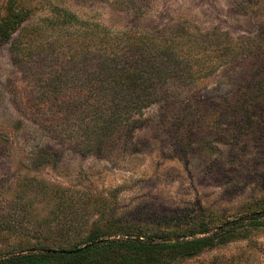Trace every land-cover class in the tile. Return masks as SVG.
Returning a JSON list of instances; mask_svg holds the SVG:
<instances>
[{
	"label": "rangeland",
	"instance_id": "rangeland-1",
	"mask_svg": "<svg viewBox=\"0 0 264 264\" xmlns=\"http://www.w3.org/2000/svg\"><path fill=\"white\" fill-rule=\"evenodd\" d=\"M243 2L0 0V24L12 5L30 10L21 47L30 43L37 50H50L51 43L57 50L72 47L82 21L114 33L186 22L200 31L253 36L264 18L245 12ZM60 9L78 20L67 32L56 22ZM260 64L252 59L224 65L192 86H180L172 91L169 113L151 106L146 124L132 136L94 151L82 132L57 129L55 112L37 105L40 82L24 79L11 44L1 46L0 258L80 245L96 228L109 240L132 234L148 240L206 227L214 233L264 213V111H226L241 100L245 84L262 74ZM188 104L192 112L180 110ZM246 230L186 260L165 253L113 257L117 264H264V218Z\"/></svg>",
	"mask_w": 264,
	"mask_h": 264
},
{
	"label": "trees",
	"instance_id": "trees-1",
	"mask_svg": "<svg viewBox=\"0 0 264 264\" xmlns=\"http://www.w3.org/2000/svg\"><path fill=\"white\" fill-rule=\"evenodd\" d=\"M242 7L248 14L264 18V3L244 0ZM30 14V10L12 5L8 19L0 24V47L11 44L13 60L24 72V79L40 82L37 105L55 112L57 129L82 132L84 144L91 150H101L116 137L132 136L146 124L144 114L153 105L169 113L172 91L180 86H192L224 65L244 60L257 59L263 72L245 84L241 100L226 111L233 110L235 115L264 111V19L253 36L234 37L216 29L200 31L186 22L154 31L114 33L85 21L75 26L77 18L60 9L56 22L62 32L77 27L72 47L57 45V50L51 43L50 50L43 46L37 50L30 43L21 47V32ZM191 108L188 104L180 110L192 112ZM261 218L264 213H256L247 220L231 221L214 233L206 227L189 235L165 233L148 240L133 234L109 240L96 228L80 245L0 258V264H80L98 256L102 257L92 264H117L113 255L124 252L165 253L172 259L186 260L230 242L247 231V225L257 226Z\"/></svg>",
	"mask_w": 264,
	"mask_h": 264
}]
</instances>
